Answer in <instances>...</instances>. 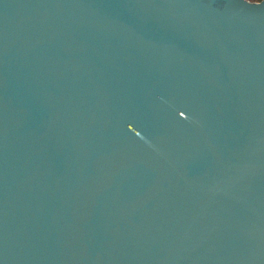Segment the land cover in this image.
Masks as SVG:
<instances>
[{
    "label": "water",
    "instance_id": "1",
    "mask_svg": "<svg viewBox=\"0 0 264 264\" xmlns=\"http://www.w3.org/2000/svg\"><path fill=\"white\" fill-rule=\"evenodd\" d=\"M0 264H264V0H0Z\"/></svg>",
    "mask_w": 264,
    "mask_h": 264
},
{
    "label": "trees",
    "instance_id": "2",
    "mask_svg": "<svg viewBox=\"0 0 264 264\" xmlns=\"http://www.w3.org/2000/svg\"><path fill=\"white\" fill-rule=\"evenodd\" d=\"M248 1H250V2H259L261 0H248Z\"/></svg>",
    "mask_w": 264,
    "mask_h": 264
}]
</instances>
